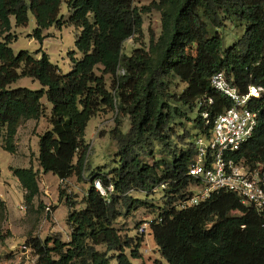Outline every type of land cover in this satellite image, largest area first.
I'll return each mask as SVG.
<instances>
[{"label":"trees","instance_id":"trees-1","mask_svg":"<svg viewBox=\"0 0 264 264\" xmlns=\"http://www.w3.org/2000/svg\"><path fill=\"white\" fill-rule=\"evenodd\" d=\"M64 1L71 9L69 19L82 26L76 38L82 56L72 55L70 71L63 72L46 51L40 57L27 49L16 53L9 44L11 33L0 38V132L5 130L6 149L15 150L13 139L24 121L45 113L44 94L52 103V127L40 134L39 163L62 181L74 174L84 178L86 127L98 111L119 107L130 115L131 126L112 130L117 164L89 177L84 206L77 208L76 198L67 194L69 239L62 231L46 237L28 231L25 242L37 255L34 264H133L131 258L142 255L144 234L122 233L117 219L142 205H154L148 197L135 196L134 190L149 194L159 187L166 198L149 219L150 233L170 264H264V211L245 205L227 190L194 205H180L197 182L189 173L196 137L210 135L215 118L233 103L212 84L213 74L223 71L241 93L251 85L264 87V0H153L142 6L135 0H0V27L3 32L11 28V15L18 25L26 24L31 9L37 21L34 34L43 40L44 28L66 21L60 16ZM153 8L161 12V35L157 40L153 35L148 48L125 53L124 41L141 31L143 13ZM227 15L247 27L224 47L218 28ZM107 74L113 77L111 87ZM25 75L43 86H11ZM170 75L187 82L182 92L171 91ZM249 103L264 116V92ZM183 108H199L193 122L200 132L184 130L176 140L172 124L186 113ZM157 144L164 154H156ZM144 155H153V161ZM233 156L251 166L264 164V120ZM12 170L31 207L40 189V169L30 165ZM97 178L107 194L95 186ZM6 209L0 198L1 216ZM7 235L0 231V241ZM157 264L164 263L157 260Z\"/></svg>","mask_w":264,"mask_h":264},{"label":"rangeland","instance_id":"rangeland-1","mask_svg":"<svg viewBox=\"0 0 264 264\" xmlns=\"http://www.w3.org/2000/svg\"><path fill=\"white\" fill-rule=\"evenodd\" d=\"M151 1L153 0H135V3L142 6ZM70 13L71 9L64 1L61 5L60 16L66 21L61 26L53 23L44 28L42 31L43 40L34 34L37 21L31 9L28 10L29 20L26 24L18 25L15 16L11 15V28L3 32L4 29L0 27V38L3 39L5 34L11 33L13 38L9 44L16 53L21 49H27L36 57H40L43 51H46L51 60L57 63L63 72H68L73 65L72 55L76 59L82 56V52L76 46V38L81 32L82 26L69 19ZM246 27L247 24L244 21L236 16L227 15L224 25L218 28L224 37V47L239 38L245 32ZM161 32V12L159 9L153 8L151 11L143 13L141 31L124 41L123 51L132 53L137 47L148 48L152 36L154 35L157 40ZM97 71L100 72V70ZM106 79L107 86L111 87L113 77L107 74ZM169 79L170 89L173 92L180 93L187 85V82L179 76L170 75ZM11 86H28L39 89L43 85L38 79L25 75L12 82ZM42 101L46 105L45 113L38 118L24 121L18 127L13 139L14 151L6 149L5 130L0 132V198L5 199L7 203V209L3 216L0 215V231L4 235L8 234L0 241V251L2 252L0 261L13 263L18 256H21L19 245L25 242L28 231L40 234L42 237H46L54 231H62L64 239H69L70 228L66 217L70 207L66 203L67 194L70 193L72 198H76L77 208L84 206L82 200L90 186L89 177L99 171L109 172L117 164V143L112 137V130L119 126L123 131H126L131 126L130 115L122 112L119 107H107L98 111L90 118L86 127L85 137L89 143V150L87 153L88 167L84 172V178L80 179L74 174L62 181L56 173L43 171L39 163L40 134L52 127L49 120L52 103L48 101L45 94ZM172 104L177 103L172 101ZM183 109L186 113L176 116L172 124V135L176 140H179L178 134H183L184 130H188L193 135L200 132L193 122V117L198 114L199 108L193 111L187 108ZM155 151L157 155L164 154L160 151L159 144L155 146ZM144 158L153 161L154 156L144 155ZM30 165H33L35 169H40L38 173L40 189L31 207L25 201V190L12 170L14 166ZM61 191H63L62 195ZM133 194L142 198L148 197L154 203V205H142L133 212L118 217L116 225L121 228L122 233L135 235L142 221L151 219L158 214L159 206L164 204L166 197L161 187L149 194L137 190H134ZM22 204L25 205V208L21 207ZM140 250L141 256L131 258L133 264H157V260L164 264H170L162 256L150 232L144 234V242ZM26 254L32 256L31 251ZM26 254H22V264L27 259Z\"/></svg>","mask_w":264,"mask_h":264},{"label":"built area","instance_id":"built-area-1","mask_svg":"<svg viewBox=\"0 0 264 264\" xmlns=\"http://www.w3.org/2000/svg\"><path fill=\"white\" fill-rule=\"evenodd\" d=\"M119 71L125 72L124 69ZM211 81L216 88L227 94L233 103L215 118L210 135L203 133L196 137V153L189 166V173L197 182L192 186V194L180 205H194L214 192L227 190L236 193L245 205H253L259 211H264V164L256 163L251 166L233 156L245 141L254 136L260 121L264 120V116L249 103L253 96L263 94L264 87L251 85L248 92L241 93L230 84L223 71L214 73ZM95 186L101 193H108L99 178L95 179ZM109 189H112L111 185ZM21 207L25 208V205L22 204ZM138 232H150L149 219L139 225ZM19 247L24 253L32 250L26 242ZM36 258L37 255L32 253L31 264L35 263Z\"/></svg>","mask_w":264,"mask_h":264},{"label":"crops","instance_id":"crops-1","mask_svg":"<svg viewBox=\"0 0 264 264\" xmlns=\"http://www.w3.org/2000/svg\"><path fill=\"white\" fill-rule=\"evenodd\" d=\"M24 190V189H23ZM5 200V199H4ZM24 236H25V234H24ZM152 236V235H151ZM153 237V236H152ZM156 244V243H155ZM8 250H15V249H11V248H7ZM2 252L0 251V254H1ZM20 253H21V256H18V258L16 259V260H14V262H17L18 264H19V262H20V264H22L21 263V257L23 256L22 254H26V253H24V251H20ZM26 257H27V259H26V261L23 263V264H31L30 262H31V260H30V255H28V254H26ZM0 264H10L9 263V261H0Z\"/></svg>","mask_w":264,"mask_h":264}]
</instances>
